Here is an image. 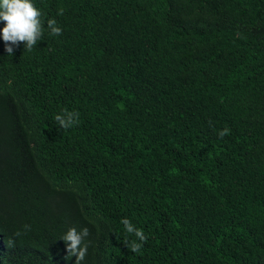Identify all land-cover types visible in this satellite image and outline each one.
<instances>
[{
  "label": "trees",
  "instance_id": "16d2710c",
  "mask_svg": "<svg viewBox=\"0 0 264 264\" xmlns=\"http://www.w3.org/2000/svg\"><path fill=\"white\" fill-rule=\"evenodd\" d=\"M33 2L31 51L0 21V264H76L70 227L81 264H264V0Z\"/></svg>",
  "mask_w": 264,
  "mask_h": 264
},
{
  "label": "clouds",
  "instance_id": "9594fccd",
  "mask_svg": "<svg viewBox=\"0 0 264 264\" xmlns=\"http://www.w3.org/2000/svg\"><path fill=\"white\" fill-rule=\"evenodd\" d=\"M63 12L64 9L61 8L58 14L63 15ZM0 21L4 22L2 38L8 56L14 54L13 45L19 47L22 42L25 51H31L45 32V14L40 8L36 7L33 0H0ZM47 28L50 35L62 34V29L58 26L55 19L49 18L47 20ZM55 120L62 128L68 129L79 123V113L64 109L62 113L55 116ZM229 134L230 129L227 127L219 132L221 138ZM120 222L124 225L125 231L136 238L131 241L126 239L125 245L131 252L139 253L148 239L144 230L137 228L127 217ZM23 228L25 232L31 230V226L28 224H25ZM23 234V232L18 230L14 233V236L19 237ZM89 234L87 227L80 231L75 227H70L67 230L61 237L67 246L68 256L66 258L76 256V264H81L88 250V244L84 243V238L89 236ZM5 243L8 248L15 246V241L11 237L7 238Z\"/></svg>",
  "mask_w": 264,
  "mask_h": 264
}]
</instances>
